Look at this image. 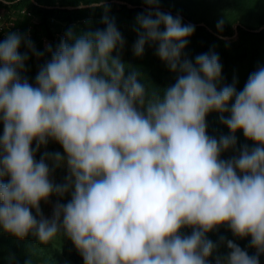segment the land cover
<instances>
[{
	"label": "clouds",
	"instance_id": "1",
	"mask_svg": "<svg viewBox=\"0 0 264 264\" xmlns=\"http://www.w3.org/2000/svg\"><path fill=\"white\" fill-rule=\"evenodd\" d=\"M145 3L155 8L158 0ZM104 22L106 30L80 36L70 29L36 87L19 75L27 59L17 51L20 36L0 43V227L18 239L31 234L42 245L62 228L84 264H207L215 245L206 234L225 224L264 253V67L242 91L234 85L218 91V56L201 54L195 65L181 61L194 26L156 8L155 18L137 19L134 53L158 43L160 59L180 74L162 96L146 93L139 73L125 77V65L112 56L124 41L113 22ZM213 111L231 135L206 134ZM237 131L257 146L221 160ZM48 139L64 149V185H54L45 160L34 158L33 141L38 150ZM73 182L70 202L58 205L51 220L43 218L40 202L62 196ZM184 227L193 229L190 236L179 234ZM227 246L226 264H259L233 242Z\"/></svg>",
	"mask_w": 264,
	"mask_h": 264
},
{
	"label": "trees",
	"instance_id": "2",
	"mask_svg": "<svg viewBox=\"0 0 264 264\" xmlns=\"http://www.w3.org/2000/svg\"><path fill=\"white\" fill-rule=\"evenodd\" d=\"M114 1L125 4H117ZM81 3L85 5L84 8L80 7ZM94 3H102L103 6H90ZM156 8L174 18L180 17L182 25L194 26V32L187 38V45L181 54V61L187 59L195 65V58L201 54L215 53L218 56L221 65V76L216 83L218 91L232 85L237 92L242 91L250 74L264 67V28L260 30L264 27V0H158L155 8L146 5L145 0H0V16L14 17L20 27L21 42L17 51L21 56L27 55L24 68L19 70L22 81L27 80L31 86H37L36 77L39 71L51 60V54L58 49L60 43L67 40L66 34L70 29L76 36L104 31V20L107 18L115 24L124 41L123 47L118 46L112 56H118L125 65V77L133 71L138 72V82L145 87L146 93L155 91L162 96L165 89L174 85L179 71L173 72L160 59L157 54L158 43L147 42L141 56L134 53V45L140 34L137 19L148 15L155 18ZM22 12L29 13L30 17L23 16ZM221 20L224 21L222 30L217 28ZM200 24L202 26H199ZM235 25L238 34L236 38H232L236 32ZM160 30H164L163 25ZM57 33H63L64 39H55ZM222 37L230 40H224ZM7 38H0V43ZM232 103L234 98L229 102V107ZM221 115L213 111L206 116V134L210 138L219 140L221 136L232 134L222 123ZM223 115L228 118L230 112ZM2 136L3 122L0 120V137ZM235 137V145L221 152V160H233L239 157L243 148L247 147L251 152L257 146L245 138L243 131H237ZM31 148L37 162L45 152L53 157L56 153L64 157L59 164L54 160L53 165H48L50 181L54 185L68 183L69 169L62 145L48 139L38 150L36 142L33 141ZM8 179L3 178L4 182ZM73 191L74 182L62 196L51 194L48 204L54 210L58 205H66L70 202ZM31 212L38 220L41 218L37 216L35 209H31ZM192 231H188L186 227L185 234L181 236H190ZM206 239L215 245L212 253L206 258L207 264H226L231 252L227 246L229 241L249 256H257L259 264H264V253H258L257 249L251 246V237L235 236L226 224L207 233ZM63 254L74 264L84 262L81 254L74 249H70L69 253L64 250ZM60 258L52 241L42 245L31 234L24 239H18L0 227V264H63Z\"/></svg>",
	"mask_w": 264,
	"mask_h": 264
},
{
	"label": "rangeland",
	"instance_id": "3",
	"mask_svg": "<svg viewBox=\"0 0 264 264\" xmlns=\"http://www.w3.org/2000/svg\"><path fill=\"white\" fill-rule=\"evenodd\" d=\"M143 111V109H141ZM42 159L45 160L47 165H53V161L55 160V158L53 157L52 154L50 153H43ZM232 159H226L225 161H229ZM52 167V166H51ZM240 173L238 172V175ZM51 178L50 176V170H49V179ZM40 211H41V215L43 218L51 220L54 217V209L50 206V204H48V199L47 201H41L40 202ZM61 221H62V217H61ZM188 231H192L191 227H187ZM186 231V227L182 228L180 230V235L185 234ZM187 236V235H186ZM53 242V246L55 251L57 252V254L61 257V262L63 264H74L71 260H69V258L67 256H65L63 254V251L66 250L69 253L70 249H74L75 251H77V249L75 248L74 244L72 243V241L64 234L63 229L61 228V231L58 233V236L56 238H54L52 240ZM78 252V251H77ZM79 264H84L83 261H80Z\"/></svg>",
	"mask_w": 264,
	"mask_h": 264
},
{
	"label": "built area",
	"instance_id": "4",
	"mask_svg": "<svg viewBox=\"0 0 264 264\" xmlns=\"http://www.w3.org/2000/svg\"><path fill=\"white\" fill-rule=\"evenodd\" d=\"M23 16H29L30 14L27 12H22ZM20 33V27L16 24V20L14 21V17L4 18L0 16V38H7L10 34ZM27 36L29 37V29L27 31ZM64 39L63 33H57L55 35V39Z\"/></svg>",
	"mask_w": 264,
	"mask_h": 264
},
{
	"label": "water",
	"instance_id": "5",
	"mask_svg": "<svg viewBox=\"0 0 264 264\" xmlns=\"http://www.w3.org/2000/svg\"><path fill=\"white\" fill-rule=\"evenodd\" d=\"M114 2L117 3V4H125V3H123V2H119V1H114ZM84 7H85V6H84ZM84 7H83V8H84ZM128 7H129V8H132V6H130V5H128ZM199 26H202V24H200ZM236 28H237V25L234 26L235 31H236ZM263 28H264V27L260 28V30L263 29ZM237 34H238V33H237V31H236V32H235V35H234L232 38H236V37H237ZM218 37L221 38V36H218ZM222 39H224V40H230L229 38H223V37H222Z\"/></svg>",
	"mask_w": 264,
	"mask_h": 264
}]
</instances>
